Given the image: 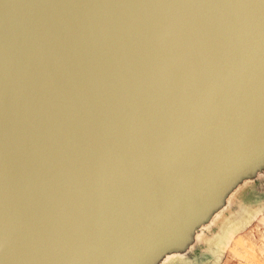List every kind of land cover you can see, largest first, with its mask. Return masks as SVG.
<instances>
[{
	"label": "water",
	"instance_id": "1",
	"mask_svg": "<svg viewBox=\"0 0 264 264\" xmlns=\"http://www.w3.org/2000/svg\"><path fill=\"white\" fill-rule=\"evenodd\" d=\"M260 203L264 0H0V264H202Z\"/></svg>",
	"mask_w": 264,
	"mask_h": 264
},
{
	"label": "rangeland",
	"instance_id": "2",
	"mask_svg": "<svg viewBox=\"0 0 264 264\" xmlns=\"http://www.w3.org/2000/svg\"><path fill=\"white\" fill-rule=\"evenodd\" d=\"M248 213V223L227 232L202 264H264V204H254Z\"/></svg>",
	"mask_w": 264,
	"mask_h": 264
},
{
	"label": "bare ground",
	"instance_id": "3",
	"mask_svg": "<svg viewBox=\"0 0 264 264\" xmlns=\"http://www.w3.org/2000/svg\"><path fill=\"white\" fill-rule=\"evenodd\" d=\"M255 212L257 213L258 211H252V212L250 213V215L253 214V213H255ZM258 213H259V212H258ZM250 215H249V213H248L244 218H242L243 220L241 219L242 221L240 220L241 222H239V220H238V221H236V222L233 221V222L229 223L228 226H227V228H226V231L224 230V232H235L236 227H238L239 225H240V227H241V226H243V225H245V224L248 223V222L246 221V218L249 217ZM217 244H218V243H217ZM217 244H216V245H217Z\"/></svg>",
	"mask_w": 264,
	"mask_h": 264
}]
</instances>
